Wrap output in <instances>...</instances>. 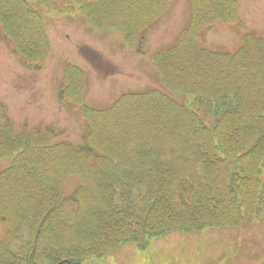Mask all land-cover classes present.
Returning <instances> with one entry per match:
<instances>
[{"label": "trees", "instance_id": "obj_1", "mask_svg": "<svg viewBox=\"0 0 264 264\" xmlns=\"http://www.w3.org/2000/svg\"><path fill=\"white\" fill-rule=\"evenodd\" d=\"M169 1L69 0L62 10L121 31L139 51ZM191 1L180 38L153 56L160 82L181 84L182 100L156 87L107 107L81 103L88 130L80 145L13 128L0 104V156L13 157L0 170L7 226L0 264H86L127 242L145 249L174 231L264 220V36L246 32L235 51L213 52L201 44L202 30L237 18V1ZM36 3L0 0V26L35 67L49 48L38 8L52 9L56 0ZM178 72L183 77L173 81ZM71 88L79 91V82ZM189 98L205 99L207 114ZM73 173L80 182L67 191ZM208 197L214 203L204 205Z\"/></svg>", "mask_w": 264, "mask_h": 264}, {"label": "rangeland", "instance_id": "obj_2", "mask_svg": "<svg viewBox=\"0 0 264 264\" xmlns=\"http://www.w3.org/2000/svg\"><path fill=\"white\" fill-rule=\"evenodd\" d=\"M67 1L56 0L52 9L38 8L45 22L50 53L36 67L14 50L12 40L0 26V103L13 128L27 125L40 133L47 131L53 143L70 141L80 145L82 134L88 130L81 103L107 107L125 94L156 87H163L170 96L183 99L179 92L181 84L162 85L153 56L159 48L171 46L180 38L192 12L191 0H170L165 11L159 13L160 18L148 26L139 51L132 46V37L128 43L121 31L99 29L85 18L62 10ZM236 1L237 18L202 30L201 44L207 49L233 52L240 46L244 32L264 36V0ZM29 2L35 6L38 3ZM67 65H77L86 72L84 94L79 98L63 90L62 76ZM182 72L173 73L172 80L182 78ZM79 82L83 85L81 78ZM189 102L194 111L199 109L203 115L207 114L205 99ZM12 158V155L0 156V170L6 169ZM72 175L67 191L80 182L77 174ZM211 200V197L205 198L204 205ZM6 230V223L0 218V239ZM65 230L68 236L74 233L67 226ZM0 259L3 261L4 257ZM62 262L65 261L56 264ZM86 264H264V220L258 222L254 217L245 216L244 223L236 228L221 230L212 226L203 232L174 231L152 240L145 249L127 242L105 256L88 259Z\"/></svg>", "mask_w": 264, "mask_h": 264}, {"label": "bare ground", "instance_id": "obj_3", "mask_svg": "<svg viewBox=\"0 0 264 264\" xmlns=\"http://www.w3.org/2000/svg\"><path fill=\"white\" fill-rule=\"evenodd\" d=\"M186 233H190V232H186Z\"/></svg>", "mask_w": 264, "mask_h": 264}]
</instances>
